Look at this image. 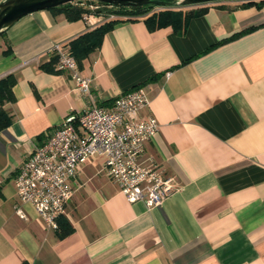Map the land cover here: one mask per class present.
<instances>
[{"label": "crops", "instance_id": "crops-1", "mask_svg": "<svg viewBox=\"0 0 264 264\" xmlns=\"http://www.w3.org/2000/svg\"><path fill=\"white\" fill-rule=\"evenodd\" d=\"M242 4L197 6L207 10L183 33L116 24L81 70L90 95L46 69L52 47L69 49L117 17L39 11L0 37V79L16 78V100L4 105L12 123L0 132V264H264V4ZM137 88L150 100L140 116L159 124L144 159L178 190L158 208L130 203L94 159L71 182L63 218L73 232L59 238L20 201L16 174L92 100L110 107Z\"/></svg>", "mask_w": 264, "mask_h": 264}, {"label": "built area", "instance_id": "built-area-1", "mask_svg": "<svg viewBox=\"0 0 264 264\" xmlns=\"http://www.w3.org/2000/svg\"><path fill=\"white\" fill-rule=\"evenodd\" d=\"M51 51L58 59L57 70L69 73L76 89L90 95L91 80L82 75L70 50L56 44ZM149 103L144 88L115 98L110 107L92 100L77 120L30 152L15 177L20 201L33 206L46 228L59 230L74 195L72 180L83 165L99 158L128 202H143L151 209L162 206L178 186L155 159H144L146 143L159 130L155 118L140 116Z\"/></svg>", "mask_w": 264, "mask_h": 264}, {"label": "trees", "instance_id": "trees-1", "mask_svg": "<svg viewBox=\"0 0 264 264\" xmlns=\"http://www.w3.org/2000/svg\"><path fill=\"white\" fill-rule=\"evenodd\" d=\"M167 6H143V7H111L107 4L98 3L94 1H80L67 4L51 11L57 14H64L69 21H78L85 15L95 14L102 15L106 18L111 16L117 17L113 20H108L104 24L98 26L94 30L88 31L68 44L69 50L76 59L79 69L82 70L84 62L89 56L101 46L104 36L111 31L114 26L124 21H135L144 19L152 31L172 27L176 32L183 33L186 31L190 20L193 17L202 15L207 7H187L177 5L174 0ZM256 4L261 7L264 0L255 2V0L244 1L242 6H251ZM95 7V8H92ZM57 56L53 54L52 62L46 66V69L57 64ZM50 71H53L52 69ZM16 85V78L10 74L0 79V132L7 129L12 123V116L4 109L6 103L15 102L14 86ZM115 99L111 100L113 102ZM59 238H66L73 229L69 223L61 218L59 220V230H57Z\"/></svg>", "mask_w": 264, "mask_h": 264}, {"label": "water", "instance_id": "water-1", "mask_svg": "<svg viewBox=\"0 0 264 264\" xmlns=\"http://www.w3.org/2000/svg\"><path fill=\"white\" fill-rule=\"evenodd\" d=\"M80 1H94L111 7L167 6L168 0H2L0 2V37L19 20L35 12L52 10ZM177 5L197 7L201 5L244 2L248 0H174Z\"/></svg>", "mask_w": 264, "mask_h": 264}]
</instances>
